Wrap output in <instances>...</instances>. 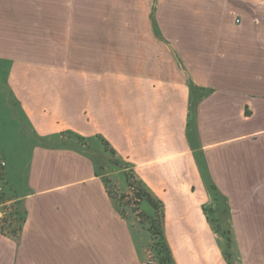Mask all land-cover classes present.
I'll list each match as a JSON object with an SVG mask.
<instances>
[{
  "label": "crops",
  "instance_id": "crops-1",
  "mask_svg": "<svg viewBox=\"0 0 264 264\" xmlns=\"http://www.w3.org/2000/svg\"><path fill=\"white\" fill-rule=\"evenodd\" d=\"M145 3L129 19L108 0H0L17 163L0 264L145 263L108 151L168 209L174 264H264V0Z\"/></svg>",
  "mask_w": 264,
  "mask_h": 264
},
{
  "label": "rangeland",
  "instance_id": "rangeland-1",
  "mask_svg": "<svg viewBox=\"0 0 264 264\" xmlns=\"http://www.w3.org/2000/svg\"><path fill=\"white\" fill-rule=\"evenodd\" d=\"M147 0H108V6L113 7L114 9L116 8H121V7H126L130 11V16H128L129 19H137L138 17V10L143 9L146 7V2ZM156 3L157 0H154ZM108 18H111L114 23L120 22L122 19V16L120 15H113V16H108ZM51 27V26H50ZM52 33H54L52 31ZM10 68V63L7 62H0V161L3 160L6 162V166L3 168V170L0 169V185L3 187V193L2 196H0V214H2L3 219L6 221L9 215V208L6 205V202L11 198L10 193L8 191H12L11 188H8V184L6 181V177L8 175V172L11 171L12 168L15 169V166H17L16 160L12 164L11 167L8 165V161L6 160V154L5 151L8 148V146H11L10 141L13 140V137L10 136L6 132V129L2 127L1 123L6 122V120L9 118V114H11V107L9 108L8 104L12 103V100L9 95L8 91V86L6 84V76L8 73V70ZM9 108V109H8ZM15 113L14 117H19L20 113L18 111H14ZM15 146V145H12ZM98 162L99 164H105L106 163V169L110 175L108 176L111 187L113 189V194L119 198L122 203V213L134 223V228L138 230L140 234L138 235V238L142 239L143 245H144V253H145V261H147V253L154 252L156 255L153 245L156 243V239L151 235L149 229L154 223H156L157 227H162V224L164 225L165 223V217L166 214L168 213V209L164 207V204L159 205L161 208L160 210L153 209V207L147 202V201H142L140 204H138V198L136 197V192L130 188V183L129 180L132 182H137L135 178L133 177L134 175L129 171L123 169H127V167L123 164L118 162L114 156L111 154L110 151H108V156L106 157H100L98 155ZM18 162V161H17ZM23 177V174L20 176V178ZM254 181H259L258 177H250V184L252 183V180ZM262 177H260V180ZM15 180V179H14ZM16 181V180H15ZM198 182H199V194L200 197L201 195H206V197H209V201L212 202V208L211 211L215 209L216 204L219 206L220 205V200L221 198L220 195V190L218 187L215 185L214 181L211 180L210 177H203L200 179L198 177ZM261 182V181H260ZM138 183V182H137ZM141 186V184H140ZM215 188L219 192L215 191ZM202 188V190H201ZM184 195L185 189L183 190ZM187 196V195H186ZM188 196H191V193L188 194ZM255 202V201H253ZM4 204V205H2ZM261 204V203H258ZM254 208V207H253ZM256 211L258 214H260V211L262 212L264 216V207L257 205L255 207ZM207 213V211H206ZM208 214V213H207ZM168 216V215H167ZM203 217V216H202ZM201 217V218H202ZM203 220V218H202ZM195 225V224H194ZM206 227V226H205ZM183 230L176 229L177 234H180ZM190 231L195 232V227L194 229L192 228ZM196 233V232H195ZM176 234V235H177ZM182 238H177L181 241V247L182 244L185 245V243H182L184 239L189 240V236L185 237L184 232L182 234ZM189 240V249L192 248V243L190 244ZM202 242V241H201ZM218 242V240H216ZM152 252V253H153ZM145 264V263H144ZM159 264V262H158Z\"/></svg>",
  "mask_w": 264,
  "mask_h": 264
},
{
  "label": "trees",
  "instance_id": "trees-1",
  "mask_svg": "<svg viewBox=\"0 0 264 264\" xmlns=\"http://www.w3.org/2000/svg\"><path fill=\"white\" fill-rule=\"evenodd\" d=\"M133 181V180H132ZM129 180L130 188L133 189L136 192V197L138 198V204L142 201H147L155 211L160 210L161 208L159 205H161L158 201H155L150 194L147 193V191L140 186L137 182H132ZM216 192H219L217 188H215ZM113 194V193H112ZM114 199L116 200L118 207L122 211L123 203L122 201L117 198L114 195ZM151 235L157 240L156 243L153 245V249L156 253L157 260L159 264H174L171 256L170 248L167 244L165 233H164V225L162 224V227H157L156 223L152 225L149 229Z\"/></svg>",
  "mask_w": 264,
  "mask_h": 264
},
{
  "label": "built area",
  "instance_id": "built-area-1",
  "mask_svg": "<svg viewBox=\"0 0 264 264\" xmlns=\"http://www.w3.org/2000/svg\"><path fill=\"white\" fill-rule=\"evenodd\" d=\"M239 22V21H238ZM6 166V162L1 160L0 161V169L3 170V168ZM1 178V176H0ZM133 190V189H132ZM2 193H3V187L0 185V196H2ZM1 201V200H0ZM3 217H2V214H0V220H2ZM153 252V251H152ZM148 252L147 253V261L145 262V264H158V260H157V257L156 255L154 254V252Z\"/></svg>",
  "mask_w": 264,
  "mask_h": 264
},
{
  "label": "bare ground",
  "instance_id": "bare-ground-1",
  "mask_svg": "<svg viewBox=\"0 0 264 264\" xmlns=\"http://www.w3.org/2000/svg\"><path fill=\"white\" fill-rule=\"evenodd\" d=\"M29 40H31V39H29ZM35 41V40H34ZM34 41H32V42H34ZM30 57V56H29Z\"/></svg>",
  "mask_w": 264,
  "mask_h": 264
}]
</instances>
